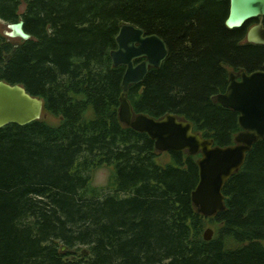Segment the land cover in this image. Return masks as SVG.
<instances>
[{"label": "trees", "instance_id": "1", "mask_svg": "<svg viewBox=\"0 0 264 264\" xmlns=\"http://www.w3.org/2000/svg\"><path fill=\"white\" fill-rule=\"evenodd\" d=\"M225 9L215 0H0V20H22L31 37L0 35V81L58 120L0 128V264H264V140L226 182L225 210L207 218L191 201L200 154L158 152L118 116L125 68L110 53L132 24L168 49L130 87L134 114H173L214 146L234 145L238 115L216 97L231 68L258 64L264 50L243 45ZM102 166L114 170L96 187Z\"/></svg>", "mask_w": 264, "mask_h": 264}, {"label": "water", "instance_id": "2", "mask_svg": "<svg viewBox=\"0 0 264 264\" xmlns=\"http://www.w3.org/2000/svg\"><path fill=\"white\" fill-rule=\"evenodd\" d=\"M228 1L229 10L225 25L229 29L242 28L250 20L264 15V0H216ZM6 37L28 41L30 35L24 30V23L9 24ZM248 42L264 44V30L252 28L247 35ZM168 57L164 41L157 35H146L145 31L123 24L116 36V49L110 53L113 66L124 67L119 97V120L128 128L146 134L161 153L188 152L191 156L200 154L196 164L199 181L191 193V201L198 213L213 217L225 210L222 193L226 182L245 163L246 155L253 145L264 140V72L239 75L229 74L225 92L216 97L217 103L238 115L239 133L234 145L214 146L211 139L203 138L193 131L191 122L166 114L154 119L145 114H134L128 100L131 86L141 84L149 69L159 68ZM142 60L139 63L136 61ZM238 78V79H237ZM43 109L41 99L32 97L22 86L0 81V128L15 124L25 126L40 119ZM205 241L212 239V231L206 229ZM62 252L75 253L65 246Z\"/></svg>", "mask_w": 264, "mask_h": 264}, {"label": "rangeland", "instance_id": "3", "mask_svg": "<svg viewBox=\"0 0 264 264\" xmlns=\"http://www.w3.org/2000/svg\"><path fill=\"white\" fill-rule=\"evenodd\" d=\"M23 10H24V6L20 7V12ZM8 25H9L8 23H5V22L0 20V35L6 36V34L10 32ZM8 41L16 44L19 42V39L8 37ZM40 118L44 119L46 122L51 123V124H56L58 122V120H56V118H54L48 114H41ZM168 160L169 159L167 157H163V159L159 163L164 164V163L168 162ZM113 170H114L113 166H102V167L95 169L92 173L93 185L96 187L106 186L107 181L109 179V176L112 174ZM206 229H210L212 231V238H213L214 233H215V229L212 226H206L204 231Z\"/></svg>", "mask_w": 264, "mask_h": 264}, {"label": "flooded vegetation", "instance_id": "4", "mask_svg": "<svg viewBox=\"0 0 264 264\" xmlns=\"http://www.w3.org/2000/svg\"><path fill=\"white\" fill-rule=\"evenodd\" d=\"M217 2H220V1H217ZM221 2H225L226 3V9L225 10H226V13H227V16H228L229 2L228 1H221ZM227 16H226V18H227ZM254 27L255 28H259L261 30H264V15L263 16H258L256 18L250 20L249 22H247L242 27L244 29V31H245V39L243 41V45H249V46L254 47L256 49L264 50V44H252V43L248 42V38H247L248 32L250 31V29H252ZM242 71H244L246 74H251V73H254V72H257V71L264 72V59L261 60L260 62H258V64H255L253 66L252 65H246V66H238L236 68H231V70L228 73V79H229V74L230 73H234L235 75H239ZM224 92H225V90H224Z\"/></svg>", "mask_w": 264, "mask_h": 264}]
</instances>
